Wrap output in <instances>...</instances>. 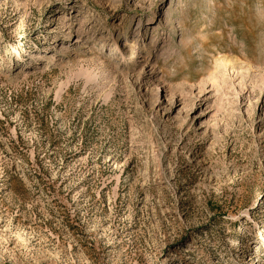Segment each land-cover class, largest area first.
<instances>
[{"label":"rangeland","instance_id":"374dc122","mask_svg":"<svg viewBox=\"0 0 264 264\" xmlns=\"http://www.w3.org/2000/svg\"><path fill=\"white\" fill-rule=\"evenodd\" d=\"M0 264H264V0H0Z\"/></svg>","mask_w":264,"mask_h":264}]
</instances>
